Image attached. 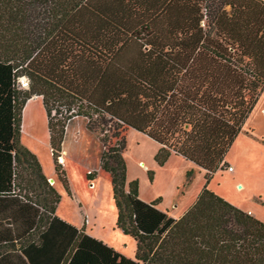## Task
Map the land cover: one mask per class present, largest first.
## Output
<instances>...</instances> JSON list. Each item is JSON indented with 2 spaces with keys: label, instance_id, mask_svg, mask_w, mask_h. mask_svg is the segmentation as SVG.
<instances>
[{
  "label": "trees",
  "instance_id": "1",
  "mask_svg": "<svg viewBox=\"0 0 264 264\" xmlns=\"http://www.w3.org/2000/svg\"><path fill=\"white\" fill-rule=\"evenodd\" d=\"M263 91L264 0H0V264H264L262 221L208 185L174 219L140 199L124 158L134 129L160 166L174 154L209 182ZM76 116L102 135L134 259L57 215L62 196L21 143L22 126L43 143L49 131L71 195L60 159Z\"/></svg>",
  "mask_w": 264,
  "mask_h": 264
},
{
  "label": "rangeland",
  "instance_id": "2",
  "mask_svg": "<svg viewBox=\"0 0 264 264\" xmlns=\"http://www.w3.org/2000/svg\"><path fill=\"white\" fill-rule=\"evenodd\" d=\"M40 98L43 117V102L42 97ZM40 119L42 120V118ZM78 124H81L83 130L88 131V133L85 132L83 137L77 139L69 137V141H71H68V154H65L68 158V165H66L65 170L71 190L83 203V206L87 207L91 213H94L96 209L100 210L99 223L95 224L92 221L87 232L100 241L112 243L119 251L122 250L124 253L129 254L131 250V254H135L136 241L116 227L117 209L113 200L111 176L101 169V157L103 152L107 150L101 140L102 135L98 131L89 130L87 127L88 119L82 116L72 118L67 127L72 125L71 129H75ZM23 126L21 143L36 154L44 172L50 175L55 168L47 139L45 143L33 139L23 132ZM252 129L256 132L258 139L244 140L245 147L240 153L238 151L241 147L236 146L234 151L238 149L237 155L233 157L232 165L229 164L223 170L219 169L207 182L206 174L202 169H198L194 163L188 160L178 161V157L174 154L163 166H160L155 160L156 155L152 156L155 147H159V145L147 135L129 128L124 133L127 140V147L124 152L127 164V179H129L128 181H140V194L143 201L152 202L161 198V202L164 199L163 206L169 207L171 205V208L178 203L179 198H184L186 195L189 197L194 196L195 192L202 191L205 185H208L210 190L234 204H238L246 195H251L256 191L264 195V91L246 120L243 132L250 135ZM115 141L114 139L112 144ZM62 159L65 158L62 156ZM140 161L145 162L147 168L151 170L146 172V168L139 166ZM229 167H236V172H230ZM94 172L97 173L93 174ZM149 172L152 173V179ZM240 176L242 183L238 181ZM153 177L156 178L152 183ZM91 178L96 180L94 190L95 186L90 187V184L94 181ZM57 181L61 183L58 179ZM50 183L54 184L52 181ZM243 185L244 187H240ZM56 188L62 196L57 209L58 216L72 224L77 223V220L82 219L79 205L70 202L72 198L66 192L62 183L57 184ZM9 249L12 248L9 247Z\"/></svg>",
  "mask_w": 264,
  "mask_h": 264
},
{
  "label": "crops",
  "instance_id": "3",
  "mask_svg": "<svg viewBox=\"0 0 264 264\" xmlns=\"http://www.w3.org/2000/svg\"><path fill=\"white\" fill-rule=\"evenodd\" d=\"M40 97V96H38ZM32 99V98H31ZM30 99V100H31ZM29 100V101H30ZM28 101V102H29ZM27 102V103H28ZM27 105V104H26ZM43 106V105H42ZM26 107V106H25ZM25 109V108H24ZM43 110H44V107H43ZM25 111V110H24ZM24 111H23V114H24ZM43 118L46 120L47 122V117H46V112L44 110V114H43ZM71 126H68L66 128V134H65V140H64V143H63V151H62V156L65 158V159H61V162L64 166V169L66 167V165H68V158L67 156H65V154H68V147L67 145H69V139L72 138V139H77V138H81L83 137V134L85 132L88 133V131L86 130H83L84 128H82L81 124H78V127L77 128H73L71 129ZM47 129H48V126H47ZM26 133V132H25ZM27 135H29L30 137H32L33 139L41 142L40 140H38L37 138H35L34 136H32L31 134L27 133ZM47 141L49 143V146H50V135L48 134L47 135ZM245 136V138H243ZM70 137V138H69ZM258 136L256 135V132H254V130L252 129L251 131V134L250 135H247V133L245 132H241L238 137L236 138V140L234 141V143L232 144L227 156H226V162L228 163V165H232V160H233V157L237 155V150L234 151L235 147L238 146V147H241V149L238 151L239 153L243 150V147H245V142L244 140H249V139H256ZM243 138V140H242ZM258 139V138H257ZM152 140V139H151ZM69 141V142H68ZM251 141V140H250ZM155 142V141H154ZM158 144V143H157ZM159 145V144H158ZM160 145L159 147H155V150L154 152L152 153V156H155L156 153L158 152V150L160 149ZM51 149V147H50ZM64 154V155H63ZM176 156V155H174ZM178 157V161H181V160H185L184 158L180 157V156H176ZM186 161V160H185ZM139 166L140 167H144L146 168V172H148L149 170H151L150 168H147L145 162L143 161H140L139 162ZM196 166V165H195ZM198 169H200L198 166H196ZM152 168V167H151ZM102 169V168H101ZM154 172H156L155 169H153ZM152 170V171H153ZM44 171V169H43ZM66 171V170H65ZM205 172V171H204ZM230 172H236V167L234 168L233 171H230ZM45 173V172H44ZM200 174V173H199ZM45 175L48 177V179L50 180H54V184L56 183V187H57V184H61V183H58L57 179V175H56V172L55 170H53V173H51L50 175H47L45 173ZM155 175V174H154ZM94 178V177H93ZM156 178V177H155ZM155 178L153 177V181L152 183L155 181ZM94 180V179H93ZM129 180V179H128ZM96 180H94L91 184H90V187H92V184L93 186H95L93 188V190L96 188V183H95ZM238 181L240 183H242V178L241 176L238 178ZM262 182V181H261ZM260 183V182H259ZM240 187H244L243 186H240ZM58 190V188H57ZM70 190H71V187H70ZM201 190H198L197 192H195L194 196H185L184 198H179L178 200V203H176L173 208H171V205L169 207H165L163 206L164 204V199H162V202L158 205V209L161 210V211H164V212H167L172 218L174 219H179L181 218L184 213L194 204V202L196 201L198 195L200 194ZM72 199L70 202H72V204H78L79 205V209H80V214L82 216V219L80 220H77V223L74 222L73 224L71 222H68L66 220V222L72 224L73 226L81 229V228H84L86 233L88 234L87 232V229L88 227L91 225L92 221L96 224L97 222L99 223V219L101 217L100 215V210L96 209L94 210V213H91V211L83 206V203L79 200V198H77V196L75 195V193H73V191L71 190V195H69ZM139 197L141 200H143V197H141V194H140V181H139ZM225 199V198H224ZM155 200V199H154ZM76 201V202H75ZM146 202V201H145ZM230 202V201H229ZM264 202V195L261 194V193H258V191L252 193L251 195L248 194L246 195L238 204H234L233 202H231L232 204L236 205L238 208H240L241 210L251 214L252 216H254L255 218H257L258 220L262 221L264 223V205L262 204ZM95 214V215H94ZM58 215V214H57ZM62 219V218H61ZM86 219L88 220V222L86 223ZM94 219V220H93ZM90 235V234H88ZM91 236V235H90ZM104 244H106L107 246L109 247H112L114 248L116 251H118L119 253L125 255L126 257L128 258H132L134 259L135 258V254H131V250H130V253L129 254H126L124 253L122 250L119 251L116 247H114V245L110 242H107V241H102ZM136 253V252H135Z\"/></svg>",
  "mask_w": 264,
  "mask_h": 264
},
{
  "label": "built area",
  "instance_id": "4",
  "mask_svg": "<svg viewBox=\"0 0 264 264\" xmlns=\"http://www.w3.org/2000/svg\"><path fill=\"white\" fill-rule=\"evenodd\" d=\"M19 87L21 89H28L29 88V81H28V79L26 77H22V78L19 79ZM60 161H61V159H60ZM228 169H229V171H233L234 170L233 167H229ZM92 187H93V184H92ZM87 222H88V220L86 219V223Z\"/></svg>",
  "mask_w": 264,
  "mask_h": 264
},
{
  "label": "bare ground",
  "instance_id": "5",
  "mask_svg": "<svg viewBox=\"0 0 264 264\" xmlns=\"http://www.w3.org/2000/svg\"><path fill=\"white\" fill-rule=\"evenodd\" d=\"M30 101H31V100H30ZM30 101H29V102H30ZM29 102H28V103H29ZM28 103H27L26 107L28 106ZM26 107H25V109H26ZM53 183H54V180H53Z\"/></svg>",
  "mask_w": 264,
  "mask_h": 264
},
{
  "label": "water",
  "instance_id": "6",
  "mask_svg": "<svg viewBox=\"0 0 264 264\" xmlns=\"http://www.w3.org/2000/svg\"><path fill=\"white\" fill-rule=\"evenodd\" d=\"M50 181H52V182H53V180H51V179H50Z\"/></svg>",
  "mask_w": 264,
  "mask_h": 264
}]
</instances>
